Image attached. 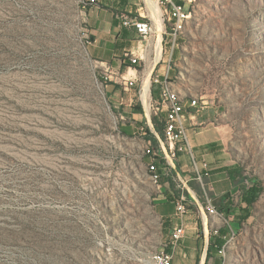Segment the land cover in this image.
I'll return each instance as SVG.
<instances>
[{
	"label": "rangeland",
	"instance_id": "374dc122",
	"mask_svg": "<svg viewBox=\"0 0 264 264\" xmlns=\"http://www.w3.org/2000/svg\"><path fill=\"white\" fill-rule=\"evenodd\" d=\"M173 1L146 108L156 36L101 64L87 0H0V264H264V0Z\"/></svg>",
	"mask_w": 264,
	"mask_h": 264
},
{
	"label": "built area",
	"instance_id": "2783aa9c",
	"mask_svg": "<svg viewBox=\"0 0 264 264\" xmlns=\"http://www.w3.org/2000/svg\"><path fill=\"white\" fill-rule=\"evenodd\" d=\"M143 4L140 8V13L138 16L134 17H121L119 18V23L121 28L124 30L133 32L136 37L139 38L140 43H145V45H142L141 47V54H145L149 47V40L152 38H155L156 36V26L151 19L149 15V10L147 8L145 0H142ZM94 2V0H87V4L90 5ZM156 5L159 7L161 11V22L162 25H164V21L166 18H170L171 12H173V15L180 16V7L176 6L173 0H155ZM164 32L161 31V38L163 36ZM90 44V42H88ZM126 56H129V62L131 64H136L138 58H141L142 56L138 53H135L133 50H130L129 52L125 53ZM104 64V63H101ZM128 86H132L134 84V79L130 78L125 83ZM163 103L167 110V121H166V127H165V133H166V144L168 143V148L164 144H162V148L166 153H169L170 156H175V143L176 139L179 138V135L181 134L182 137H185L184 131L182 129V123H183V116L181 114L182 112V106L179 103V96L172 93L168 89L163 92ZM165 140V138H164ZM191 156V163L194 169V172L197 176V179L201 181L203 173H201V169H206V164H202V168L199 167V164L195 161L194 156L192 153H190ZM154 169V167H151ZM178 210H183V206H178ZM207 212L208 211H216L215 207L210 204V202L206 206ZM185 231L183 228H176L173 231L172 234V240L174 243H178L184 236ZM153 263L154 264H173V256L170 253L166 252H160L156 253L153 257Z\"/></svg>",
	"mask_w": 264,
	"mask_h": 264
},
{
	"label": "crops",
	"instance_id": "0c3cea01",
	"mask_svg": "<svg viewBox=\"0 0 264 264\" xmlns=\"http://www.w3.org/2000/svg\"><path fill=\"white\" fill-rule=\"evenodd\" d=\"M142 4V0H94L90 4L87 21L92 42L89 51L94 59L106 64L125 52L141 50L142 45L136 40V35L121 28L119 18L138 16ZM194 158L200 168L206 164V169H201V173L206 172L208 163ZM159 207L162 212L167 209L163 204Z\"/></svg>",
	"mask_w": 264,
	"mask_h": 264
},
{
	"label": "bare ground",
	"instance_id": "6f19581e",
	"mask_svg": "<svg viewBox=\"0 0 264 264\" xmlns=\"http://www.w3.org/2000/svg\"><path fill=\"white\" fill-rule=\"evenodd\" d=\"M147 4L150 8V10L152 11V14L154 16V18L151 17V19L153 20L155 26H156V38L155 41L153 43L154 45V60L151 62V64H149L147 71L145 73V76L143 77V82H142V88H141V99L142 102L144 104V106L147 108L148 107V97H149V93H150V75L153 71L154 65L157 63V61L160 59L161 57V51H162V45H161V31H162V26H161V19H160V12L156 6V3L152 0H147ZM150 15V14H149ZM209 213H214V211H209ZM202 264V262H201Z\"/></svg>",
	"mask_w": 264,
	"mask_h": 264
},
{
	"label": "trees",
	"instance_id": "16d2710c",
	"mask_svg": "<svg viewBox=\"0 0 264 264\" xmlns=\"http://www.w3.org/2000/svg\"><path fill=\"white\" fill-rule=\"evenodd\" d=\"M153 121H154V119H153ZM163 139H164V137H163Z\"/></svg>",
	"mask_w": 264,
	"mask_h": 264
}]
</instances>
